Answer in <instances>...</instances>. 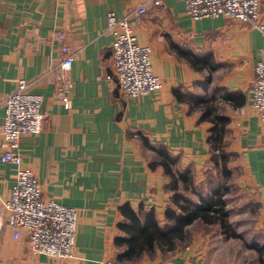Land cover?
Wrapping results in <instances>:
<instances>
[{
	"label": "crops",
	"instance_id": "crops-1",
	"mask_svg": "<svg viewBox=\"0 0 264 264\" xmlns=\"http://www.w3.org/2000/svg\"><path fill=\"white\" fill-rule=\"evenodd\" d=\"M142 1L0 0V158L7 150L2 138L4 101L23 79L30 94L43 97L45 120L37 137H22L18 153L38 179L45 199L78 212L73 261L33 254L24 234L13 239L3 214L0 264L116 261L115 240L124 237L120 230L126 222L121 213L124 205L135 213L141 206L152 210L158 224L165 227L166 209L176 208L171 203V179L152 151L159 147L176 159L173 170L188 172L196 195L179 194L194 205L199 196L206 197L198 186L209 174L220 172L228 177L238 170L240 182L259 204L264 225V130L251 104L254 68L264 59V36L224 18L192 21L177 0L154 4L132 26L138 41L151 47L153 71L163 87L132 101L105 80L113 40L105 31V17L109 12L123 17ZM258 1L264 20V0ZM59 32L73 50L69 111L53 94L55 75L63 62ZM186 50L207 60L208 67L194 70L179 53ZM174 90L203 100L212 113L207 115L205 106L177 101ZM214 117L229 121L221 137L225 164L208 141ZM15 174L13 165L0 163L4 199ZM217 227L215 238L196 233L188 245L172 253L157 250L152 257L122 264H245L240 250L255 252L257 264H264V243L243 246L238 232L234 233L237 238H231Z\"/></svg>",
	"mask_w": 264,
	"mask_h": 264
},
{
	"label": "built area",
	"instance_id": "built-area-1",
	"mask_svg": "<svg viewBox=\"0 0 264 264\" xmlns=\"http://www.w3.org/2000/svg\"><path fill=\"white\" fill-rule=\"evenodd\" d=\"M165 0H143L123 17L109 12L105 17V31L112 36L111 62L105 66V80L114 84L118 92L129 100L160 92L163 83L154 74L151 47L141 44L134 32L133 21H139L154 4ZM183 3L192 21L224 18L244 26H250L264 36V20L258 0H177ZM63 62L54 79V98L63 109L69 111L68 73L73 64V50L64 44V34L57 33ZM251 86V104L257 120L264 130V59L254 68ZM100 80V79H99ZM43 97L29 93V85L23 79L7 94L4 101L2 138L7 150L0 158L3 165L16 168V179L6 199L0 196V217L12 231L14 240L26 237L33 254L53 260L73 261L76 256V231L78 212L44 198L36 176L25 165L18 153L23 136L37 137L43 130L45 116L41 107ZM103 264H118L108 260Z\"/></svg>",
	"mask_w": 264,
	"mask_h": 264
},
{
	"label": "trees",
	"instance_id": "trees-1",
	"mask_svg": "<svg viewBox=\"0 0 264 264\" xmlns=\"http://www.w3.org/2000/svg\"><path fill=\"white\" fill-rule=\"evenodd\" d=\"M179 53L198 72H200L202 67H208L209 63L207 60L195 56L190 51L186 50ZM172 93L177 101H185L190 105L205 106L206 114L212 113V109L206 106L203 100L190 98V95L183 94L180 90H174ZM211 121L214 127L211 130L208 141L213 148V152H216L219 155V160L225 164L224 143L221 137H223L224 127L229 121L220 117H214ZM152 151L158 156V165L162 167L166 175L171 179L170 188L174 191L171 203L176 210L172 207L166 209L164 215L166 226L161 227L155 220L152 210H147L144 206H141L139 211L135 213L129 206L124 205L121 213L125 217L126 222L120 225V230L124 233V237L116 238L115 240V246L118 250L116 261L119 264L137 262L145 255L152 257L157 250L162 254L172 253L178 246L187 243L188 228L197 222L208 226H219L225 236L237 238V235L230 232L228 216L224 211L225 203L222 192L216 190L206 197L197 195L199 196L198 203L196 205L192 204L188 198L179 194L180 191H188L190 194L196 195L188 172L180 174L173 170L176 159L163 148H153ZM213 161L216 164L215 160ZM154 165H152V168Z\"/></svg>",
	"mask_w": 264,
	"mask_h": 264
},
{
	"label": "rangeland",
	"instance_id": "rangeland-1",
	"mask_svg": "<svg viewBox=\"0 0 264 264\" xmlns=\"http://www.w3.org/2000/svg\"><path fill=\"white\" fill-rule=\"evenodd\" d=\"M240 175L238 170L232 172L228 177H223L220 172H213L198 186V191L206 196L211 194L214 189L221 191L230 232H238L242 236L243 246H247V244L253 246L255 243L262 245L264 243V225H261L259 218V204L250 189L240 182ZM196 233L211 234L215 238L219 234V229L214 225L195 224L188 228V241L183 245H188ZM238 244L240 243L238 242ZM240 252L244 256L245 264H257L258 258L255 252H244V250H240Z\"/></svg>",
	"mask_w": 264,
	"mask_h": 264
}]
</instances>
